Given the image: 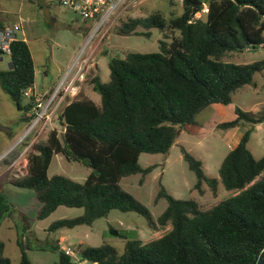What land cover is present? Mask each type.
Segmentation results:
<instances>
[{
    "label": "trees",
    "instance_id": "16d2710c",
    "mask_svg": "<svg viewBox=\"0 0 264 264\" xmlns=\"http://www.w3.org/2000/svg\"><path fill=\"white\" fill-rule=\"evenodd\" d=\"M180 2L181 12L167 18L153 10L121 23L120 30L134 34L148 36L151 27L178 33L169 41L165 39L168 35L159 39L158 50L109 56L108 80L99 74L89 78L99 93V103L77 97L64 104L59 112L64 125L61 135L53 128L44 141L35 142L27 156L26 173L10 179L33 190L40 203L38 218L60 204L83 207L78 215L51 221L49 230L91 224L111 208L140 213L153 230L170 223L162 235L148 241L126 238L121 252L109 243L80 247V259L91 264H264V152L255 157L247 147L253 125L263 120L264 113L255 115V108L235 106L233 117L217 123L220 129L248 126L223 156L218 177L207 175L201 159L181 146L183 158L195 173L194 188L201 192L206 183L215 193L220 181L235 191L210 207L202 209L192 197L177 198L161 185L156 197L164 196L167 204L154 217L119 183L125 175L150 172L155 164L142 166L138 161L142 152L167 153L185 124L198 123L197 113L213 102H231L233 92L251 83L254 72L264 67V58L249 62L223 59L231 50L264 47V0ZM196 11L202 13L194 16ZM10 49L9 67L0 69V86L26 111L30 102L22 101L23 89L34 83L33 57L21 37L11 39ZM58 152L91 167L83 181L47 174ZM14 208L0 191V221ZM108 229L126 237L111 225ZM16 241L19 261L13 263L3 253L0 240V264H38L27 256L31 245L22 231ZM49 247L58 252L57 264H76L58 241Z\"/></svg>",
    "mask_w": 264,
    "mask_h": 264
},
{
    "label": "rangeland",
    "instance_id": "374dc122",
    "mask_svg": "<svg viewBox=\"0 0 264 264\" xmlns=\"http://www.w3.org/2000/svg\"><path fill=\"white\" fill-rule=\"evenodd\" d=\"M44 7L48 8L52 18L46 17ZM153 10H160L167 18L181 12L182 6L180 0H124L107 19L95 22L65 8L58 0H0V20L3 26L12 25L16 21L21 24L16 35L26 38L29 49L33 52L35 66L42 63L46 68L45 83H53L48 90L62 80L60 93H65L58 109L46 123L41 120L23 134L30 118L25 116V111L19 109L0 86V191L15 207L10 215L0 221V240L4 242L3 253L13 263H17L20 258V248L16 241L19 231L24 233L31 245L26 250L30 260L38 264H57L58 252L49 246L56 243L59 234L66 236L61 244L75 251V256L71 257L77 261L78 249L84 245L109 243L121 252L126 238L148 241L170 228L168 223L153 230L140 213L111 208L106 215L95 218L91 224L49 230L51 221L78 215L82 213L83 207L60 204L47 216L38 218L36 214L40 203L33 190L18 186L10 180L26 173L27 156L33 150L35 142L44 141L53 128L61 135L64 125L59 112L64 104L77 97H92L99 103V93L93 90L89 78L99 74L102 80H108L109 56H123L128 51L158 50L159 39L168 35L165 39L169 41L174 32L178 33L177 30H160L156 27H151L148 36L120 30L121 23L128 17L146 15ZM137 29L145 28L138 26ZM2 55L0 69H5L9 67V59L7 54ZM262 58L264 47L231 50L223 56L224 60L233 62ZM43 85V76L37 71L35 90L38 91ZM27 100L25 96L22 101ZM221 105L224 108L208 105L197 113L198 123L185 124L167 153L142 152L138 159L142 166L155 164L150 172L144 176L140 172L131 173L120 179L121 186L145 204L154 217L167 204L164 196L156 197L161 185L177 198L196 199L202 209L231 195L232 192L220 181L215 193L206 183L202 184L201 192L194 188L195 173L188 167L180 148L183 146L201 159L207 175L218 177L219 164L232 147L235 133L231 134L230 129L218 128L217 123L233 117L235 106L244 110L255 108V115L264 113V67L254 72L251 83L244 84L233 92L231 102ZM247 127L240 126L241 133ZM247 147L255 157L263 154L264 118L253 125ZM90 170L91 167L84 162L69 160L58 152L53 154L47 174L59 173L83 181ZM110 225L122 231L126 237L111 233L108 229Z\"/></svg>",
    "mask_w": 264,
    "mask_h": 264
},
{
    "label": "built area",
    "instance_id": "2783aa9c",
    "mask_svg": "<svg viewBox=\"0 0 264 264\" xmlns=\"http://www.w3.org/2000/svg\"><path fill=\"white\" fill-rule=\"evenodd\" d=\"M124 0H58L59 4L65 8L78 13L84 19H92L99 22L107 19ZM181 1V0H180ZM206 9V5L202 8ZM200 11H196L194 16H199ZM21 28L19 22L12 25H4L0 27V51L10 54V41L15 38L16 32ZM262 44V43H261ZM62 80L57 83L51 90L47 92L36 91L33 86L23 89V94L28 98L30 107L25 111V116L30 118L26 130L27 133L35 124L43 120L46 123L58 109L64 92L61 91ZM22 134V135H23ZM65 253L75 256V251L69 246H63ZM75 261V260H74ZM84 261L77 259L76 264H85Z\"/></svg>",
    "mask_w": 264,
    "mask_h": 264
},
{
    "label": "crops",
    "instance_id": "0c3cea01",
    "mask_svg": "<svg viewBox=\"0 0 264 264\" xmlns=\"http://www.w3.org/2000/svg\"><path fill=\"white\" fill-rule=\"evenodd\" d=\"M51 18H52V16H51ZM19 37V36H18ZM24 40L26 39L25 37H22ZM25 41H27V40H25ZM2 54H6V53H1L0 54V60H2L3 59V55ZM32 54V57H33V52L31 53ZM8 55V65H9V63H10V57H9V54H7ZM33 61H34V59H33ZM40 65H38V66H35V61H34V83H33V87L35 88L36 86H35V75L37 74V71H38V73L41 75V76H43V87L41 88V89H39L38 91H41V92H47V91H49L48 89L51 87V85L53 84H46L45 83V78H46V76H47V70H46V68L43 66V64L42 63H39ZM1 69H4V68H1ZM90 98H92V97H90ZM93 99V98H92ZM94 100V99H93ZM95 101V100H94ZM96 102V101H95ZM221 104H223V103H220V102H213V103H211L210 104V106H220V107H222V108H224L223 107V105H221ZM228 129H230V131H231V134H233V132L235 133L234 134V141L232 142L233 144H232V147L237 143V141H238V139H239V137H240V135H241V130H240V126H234V127H231V128H228ZM230 131H228V132H230ZM237 131V132H236ZM229 192H232L231 194H233V193H235V191L234 190H229ZM65 235L64 234H59V237L57 238V241H58V243H59V245H60V247L61 248H63V246H65V244H61V241L62 240H64L65 239Z\"/></svg>",
    "mask_w": 264,
    "mask_h": 264
},
{
    "label": "water",
    "instance_id": "95a60500",
    "mask_svg": "<svg viewBox=\"0 0 264 264\" xmlns=\"http://www.w3.org/2000/svg\"><path fill=\"white\" fill-rule=\"evenodd\" d=\"M41 1L44 2V0H41ZM44 8H45V15H46V17H47L48 19H50L51 16H50V13H49L48 8H47V7H44ZM123 32H125V33H129V32H126V31H123Z\"/></svg>",
    "mask_w": 264,
    "mask_h": 264
}]
</instances>
